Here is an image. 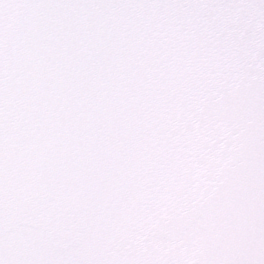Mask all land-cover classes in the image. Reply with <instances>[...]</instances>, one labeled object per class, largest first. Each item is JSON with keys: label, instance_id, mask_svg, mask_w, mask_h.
Wrapping results in <instances>:
<instances>
[{"label": "snow or ice", "instance_id": "6c2138e0", "mask_svg": "<svg viewBox=\"0 0 264 264\" xmlns=\"http://www.w3.org/2000/svg\"><path fill=\"white\" fill-rule=\"evenodd\" d=\"M0 264H264V0H0Z\"/></svg>", "mask_w": 264, "mask_h": 264}]
</instances>
